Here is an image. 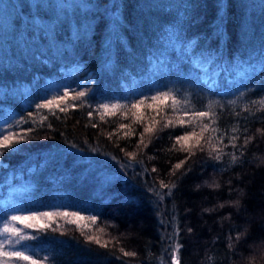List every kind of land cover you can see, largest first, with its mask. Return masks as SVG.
<instances>
[{"label":"trees","instance_id":"obj_1","mask_svg":"<svg viewBox=\"0 0 264 264\" xmlns=\"http://www.w3.org/2000/svg\"><path fill=\"white\" fill-rule=\"evenodd\" d=\"M68 4L0 0V129L29 137L11 154L0 149V190L28 178L35 198L63 192L68 199L90 200L98 217L96 225L85 226L57 216L49 229L34 231V239L53 251L55 264H170L172 224L181 264H264V0H223L219 10L217 0ZM160 62L178 107L208 112L202 122L226 132L223 143L202 140L204 151L195 138L175 144L176 135L191 130L180 125L192 121L191 113L173 112L171 98L150 99L160 92L129 95ZM251 64L256 67L243 91L223 96L230 78ZM66 70L83 83L59 105L37 110L46 99H37L36 89ZM201 76L214 86L198 81ZM78 91L86 96L74 100ZM114 98L124 107L105 112L102 101ZM138 99L144 103L132 108ZM19 120L26 122L17 125ZM236 125L243 157L224 147ZM149 127L153 131L145 132ZM245 135L251 137L247 144ZM182 147L195 155L172 176L173 166L188 156ZM214 147L224 153L219 161L211 158L216 153L210 156ZM160 180H175L177 187L157 195ZM213 181L219 187H209ZM237 200L238 206L231 204ZM8 212L0 204V218ZM86 235L107 247L89 243ZM120 249L135 255L123 256Z\"/></svg>","mask_w":264,"mask_h":264},{"label":"snow or ice","instance_id":"obj_2","mask_svg":"<svg viewBox=\"0 0 264 264\" xmlns=\"http://www.w3.org/2000/svg\"><path fill=\"white\" fill-rule=\"evenodd\" d=\"M222 3H223V0H217L218 10L222 6ZM219 19L221 20V23H222L223 17H220ZM85 96H86L85 91H78V92H75V95L72 98L74 100H79L80 98L85 97ZM67 97H69V91H65L63 93L62 97H56V98L51 99V100L46 99L45 103L38 104L36 106L37 110L51 109V106L53 104L59 105L60 101L62 99L67 98ZM169 98H171L172 102H173V112L183 111L185 115H189V113H191V115L193 117L192 121H186L183 119L180 121L181 126L190 125L191 130L185 131L183 134L176 135L175 136V144H182V142H186L192 138H195L196 147L198 148V150L204 151L205 150L204 146L201 144L202 140L207 144H211L213 140H216L218 143H223L227 133L221 131V128L219 126L211 127V129H210L209 124H205L202 122L201 118L207 117L209 115L208 112H206V111H191V110H186V109H182V108L178 107V105L181 103V101H179L175 97H172L170 92L161 91L158 95H152L150 97V99L152 101H157V100L165 101V100H168ZM143 103H144V100L138 99V102L133 103L131 105V107L132 108H138ZM73 107H75V105H73ZM102 107H103L104 111L107 112L109 110V108L114 110L118 107H124V106L117 105V104H112V105L105 104V105H102ZM64 110L65 109H61V111H64ZM216 119H219V117H217ZM25 122L26 121H24V120H19L16 123H17V125H19V124H23ZM170 124H171V121H169L164 126L168 127ZM93 126H95V125H93ZM121 127H126V125H121ZM196 129H199V131L197 132ZM209 130H211L212 133H216L217 135L205 136L204 133L208 132ZM5 131H7V130L0 129V137H2V139H0V149H7L8 150L7 154H11V152L16 151L17 150L16 145H19L22 142L29 139V137L26 133L21 135V134L9 131V134H5ZM144 131L151 133L153 130H152V128L149 127V128H145ZM243 132L247 133L248 129L246 127H244ZM231 133L232 134L230 136H228V143L226 145H224V147L230 146L232 149H239V156L243 157L244 156V152L242 150L243 145L238 146L236 143V141L240 138V135H241V126L240 125L233 126L231 128ZM140 135H141L140 143L143 144L145 148H147L148 145L144 144V141H143L144 133H141ZM171 136H172V134H170V138H171ZM250 141H251V137H248L245 135L244 136V143L247 144ZM182 150L187 151L188 156L185 158V160H182L173 166V170L170 173V175H172V176H175L176 173L179 170H181L182 166L187 162V160L190 159L191 156L195 155V152H192L188 148L182 147ZM212 152L216 153V155L211 156ZM4 154H5L4 152L0 151V156H2ZM223 154L224 153H223L222 149L215 148V147L212 148L211 152H210L211 158L216 160V161L221 160ZM127 155H129V157L131 158V157L135 156V153H127ZM151 158L152 157H150V159ZM231 159H232V162L235 163L236 160L238 159V157L235 153H233ZM151 171L157 172L158 169L156 167H153L151 169ZM190 171H191V167L186 168L181 173L180 177L177 178V180L182 179ZM159 186H160L161 192L157 193V195H161V196L164 195L165 193L163 190H165V189H167V194H171L172 189L177 187V181L174 180L169 184V183H165L164 180H160ZM209 187H219V185L216 184L215 181H213V183L211 185H209ZM239 203L240 202L238 200L231 202V204H234L237 206L239 205ZM219 206L224 207V204H221ZM205 211H212V210L211 209H205ZM57 216L62 217V218L70 217V219L67 220V223H69V224L75 223L77 221H90L92 225H96L97 220H98V217L95 214H89V215L85 216V215H81L77 211H71V212H68V211H63V212L37 211V212H34L33 214L28 215V216L11 215L10 219L8 217L0 218V223H2V225H3V227L0 228V264H18V262H25V264H44V261L47 259L46 257L44 259H41L39 256H34L33 253L28 251V247L22 243L24 241H30V240L34 239V237L25 233L23 231V229L13 227L12 225H13V223H18V224H24L25 228H31L34 231H40L41 229L46 230V229L50 228V224H48V223L41 224L40 228L38 229L36 227V225L26 224L25 221H27V220L40 221L41 219H46L47 221H52L53 218L57 217ZM99 231L104 232L105 230L103 228H100ZM189 231H191V229H189ZM81 234L85 235L84 232H82ZM86 239L89 243H95L101 248L107 247V243H101V240L99 238H97L96 236L86 235ZM229 239L231 240L232 238L230 237ZM235 239L236 240L240 239L239 233L237 234ZM168 240H169V250L168 251L170 252V264H181V259H180L181 245L179 243L174 242L173 236H169ZM228 246L234 247V245H232L231 243ZM120 251L122 252L123 256H134L135 255L134 252L124 251V249H120Z\"/></svg>","mask_w":264,"mask_h":264},{"label":"rangeland","instance_id":"obj_3","mask_svg":"<svg viewBox=\"0 0 264 264\" xmlns=\"http://www.w3.org/2000/svg\"><path fill=\"white\" fill-rule=\"evenodd\" d=\"M57 1L60 5L63 4V6H68L69 5L68 2H72L73 4V3H77L79 0H57ZM161 63L162 62L158 64H153L154 71L152 72L154 74L151 73L149 76L144 77L141 80V84H139L136 87H132V89H130L131 92L129 91L130 92L129 95L145 96L147 94H151V93L155 94L161 91L169 92L173 86L172 80L167 76V71L165 68L160 70ZM255 67H256L255 64H251L249 66L242 68L240 71H238L237 74H235L233 77L230 78L229 81H231V83L230 85L228 84L223 89L222 95L228 96V95H234L236 93L242 92L250 79V76H249L251 75L250 72L254 71ZM198 81H200L201 83H206V84L208 83V85L214 86V83L212 81H209L207 76H201ZM82 83H83V80L81 77L77 75V73H75L72 70H66L59 76H54L48 79L45 83H43V85L39 89H36V96H37V99L45 98V99L51 100L56 97H61L65 91H70V90L78 88V86ZM127 93H128L127 89H125V92L121 95V97L125 98L127 96ZM37 99H34V101ZM120 103L121 101L119 100V98L102 101V105H105V104L107 105L117 104L118 105ZM48 161L49 160L42 161L43 163L41 165L48 163ZM35 167L36 165L32 166V168H35ZM70 175L75 176L74 171H72ZM69 177L70 176H68L67 179H69ZM13 183H14L13 186L11 187L8 186L6 190H0V195L4 194L3 199H0V204L3 206V208L6 211L10 212L9 217H8L9 219L11 215L28 216L37 211H49V212L77 211L81 215H85V216L89 214H93L94 212V208H92L90 200L88 203L87 201H83L80 198L68 199L63 192L56 194L54 196H52V194H49L50 196H52L49 200L48 199H38L34 197V193L32 192V190H30V188L33 187L32 180L25 178V180L19 179L17 181H14ZM0 188L2 189L3 187H0ZM23 191H24V194L22 195ZM26 191H27V194H26ZM13 199L17 200V202H14ZM29 204L30 206H28ZM60 207H63L64 209H61ZM27 208H33L34 210L31 212H27L26 210H24ZM53 219H57V217H54ZM66 219H70V217ZM49 222L50 221H47L46 219H41L40 221H35V220L25 221L26 224H34L36 225L37 228H39L41 224H44V223L49 224ZM90 223H91L90 221L75 222V224L85 225V226L89 225ZM12 226L23 229V231L27 233L28 235H31V236L34 235V230L31 228H25L24 224L13 223ZM2 227L3 225L1 223L0 228ZM174 229H175L174 226L171 224L169 232H168V237L173 236L175 239ZM22 243L28 247V251L33 253L34 256H39L41 259H44L46 257L47 259L44 261V264H55L53 251L47 248L41 241L32 239L30 241H24ZM167 250H169V240L167 244ZM168 253H169L168 260L170 263V252L168 251ZM18 264H25V262H18Z\"/></svg>","mask_w":264,"mask_h":264}]
</instances>
